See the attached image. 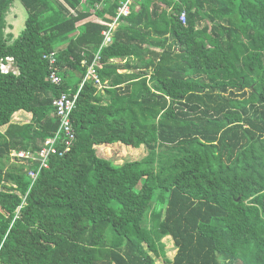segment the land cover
Instances as JSON below:
<instances>
[{"label": "trees", "instance_id": "trees-1", "mask_svg": "<svg viewBox=\"0 0 264 264\" xmlns=\"http://www.w3.org/2000/svg\"><path fill=\"white\" fill-rule=\"evenodd\" d=\"M13 1L0 0V66L16 67L0 69V264H264V0H132L97 68L109 104L85 78L129 0H68L66 26L30 17L14 40ZM80 86L73 145L32 181L60 126L53 100ZM118 143L147 154L117 163L103 148Z\"/></svg>", "mask_w": 264, "mask_h": 264}, {"label": "crops", "instance_id": "crops-1", "mask_svg": "<svg viewBox=\"0 0 264 264\" xmlns=\"http://www.w3.org/2000/svg\"><path fill=\"white\" fill-rule=\"evenodd\" d=\"M123 4V3H121ZM102 5L103 7V3H99V5H97L98 8H100V6ZM20 6V7H19ZM92 4L90 3L89 0H81V3H80V8L79 10H83V11H86L85 9L87 7L89 8H92L91 7ZM121 6V5H120ZM102 7L100 9H102ZM138 7V6H137ZM136 6L134 7L133 6V3H132V11H133V8H137ZM171 9V8H170ZM168 8V10H170ZM137 10V9H136ZM92 13L95 12L94 9H91ZM14 13V14H13ZM24 13V14H23ZM78 13L79 11L77 9H75L70 3L68 0H43V2L40 4V7H39V10H31L30 7H29V4L22 0H15L13 1L11 4H10V7H9V10L7 12L8 16L13 14V17L16 16V14L18 16H22L21 19L24 20V23H25V27L24 29H21V30H15V34L13 33V25L7 21V15H6V22H7V25H6V28H5V35L7 36H12L13 40L15 38H17L19 35L22 34V32L26 29L27 27V22L29 21L30 17H33L35 19L38 20V22H41V24H43V22L46 23V21H48L50 18L53 19L52 22H55L53 24H50L49 26H47L46 28H50V29H54V30H57L58 28L60 27H64L66 26V22L69 21L68 18H71V17H75V16H78ZM119 14V9H118V13L116 14V16L113 18V23L115 21V19L117 18ZM96 16L94 14L91 15L90 18H88L89 20L90 19H94ZM85 21L87 20H83V21H80L77 26L81 25L82 23H84ZM120 21V20H119ZM50 23V22H48ZM112 23V24H113ZM112 26V25H111ZM110 26V28H111ZM108 31V30H103L102 31V35L105 36V32ZM105 43V38L103 39L101 45L99 46L97 52L95 53V58L93 60V63H96V64H99V66H97V68H102L103 67V63L101 61V51L104 47H107L109 45L108 44H104ZM111 44V43H110ZM153 51H156V52H161L162 49L161 48H152ZM57 50H54L52 53L56 52ZM135 61H137L136 59L134 58H128V57H114V58H111L110 59V62L117 65L120 69L121 72H123V74H126V73H130L132 71H134L133 68H127V69H124V68H120L122 66H125L126 64L128 63H134ZM83 63H86L85 61H83ZM92 63V64H93ZM91 64V65H92ZM90 65V66H91ZM122 69V70H121ZM14 70L16 71V67L14 66ZM86 80V78H85ZM96 87L98 88V92L100 95L103 96V103L104 104H109L110 101H111V97L108 93H106V88L108 87V83L105 82L104 84H101L100 83V86L99 84H96ZM102 86L105 87L103 88L102 90ZM81 87V86H80ZM109 88V87H108ZM101 92V93H100ZM26 116L30 117V114H26ZM22 118V117H21ZM22 152V151H20ZM20 152H13L12 155H15V156H18L16 154L20 153ZM23 159H21V162L20 163H23L22 162Z\"/></svg>", "mask_w": 264, "mask_h": 264}, {"label": "built area", "instance_id": "built-area-1", "mask_svg": "<svg viewBox=\"0 0 264 264\" xmlns=\"http://www.w3.org/2000/svg\"><path fill=\"white\" fill-rule=\"evenodd\" d=\"M132 3H133L132 0H129L125 2L119 8V14L117 18L112 24L110 30L105 32V43L104 44L111 43L112 31L117 26L121 16H127L131 13ZM180 19L183 23H186V15L184 12L181 14ZM46 57L49 58L51 65L55 64L56 57L54 53H51L49 56H46ZM97 66H99V64L93 63L89 67L86 80L93 78L96 80V83L100 84V80L97 75ZM48 79L51 83L56 84V85H59L61 83V77L58 74V70L56 66L51 67V71L48 76ZM81 89H82V86L79 88V91L73 95L68 94V93H62L60 96L56 97L53 100V105L56 109L55 110L56 115L60 118V126L53 136L48 137L45 140L43 149L41 150L39 154L41 158L40 159L41 163L29 171V176L32 178L33 181L37 179L40 171L43 168L49 167L48 159L52 154L59 153L60 155H64L65 153L69 152L71 146L73 145L74 140L76 139V135H75V132L73 131L71 115L73 114V111L76 107L78 96H79ZM59 144L63 145V148L61 150L58 149ZM16 155H19L25 158L31 157V154L23 152V151Z\"/></svg>", "mask_w": 264, "mask_h": 264}, {"label": "rangeland", "instance_id": "rangeland-1", "mask_svg": "<svg viewBox=\"0 0 264 264\" xmlns=\"http://www.w3.org/2000/svg\"><path fill=\"white\" fill-rule=\"evenodd\" d=\"M101 7L102 5L100 6V8ZM13 14L12 16L11 15L8 16L7 14V17H8L7 21H9L13 25L12 29L14 31L13 33L15 34V30L24 29L25 23H24V20L21 19L22 16H18L16 14V16L13 17ZM2 68L4 72H8L9 69L10 70L12 69L10 68V65L2 66ZM103 88L105 87L102 86V90ZM14 120L24 123V122H27L28 119L21 118V119H14ZM103 152L106 157L113 158L114 160H116L115 162L117 163H122L124 160H127V159H135V158L140 159L141 157L147 154V151L144 149V147H140V148H135L131 146L128 147L120 143L112 145V146L105 145L103 148ZM22 158L24 157L18 155V160L12 159V161L17 160V162L18 161L21 162ZM164 242L166 243V249L168 250V254L172 256L176 250V247L173 246V243L168 237L164 239ZM159 263L161 264V262Z\"/></svg>", "mask_w": 264, "mask_h": 264}, {"label": "clouds", "instance_id": "clouds-1", "mask_svg": "<svg viewBox=\"0 0 264 264\" xmlns=\"http://www.w3.org/2000/svg\"><path fill=\"white\" fill-rule=\"evenodd\" d=\"M51 53H52V52H50V54H51ZM50 54H49V55H50ZM54 54H55V52H54ZM55 55H56V54H55ZM7 65H10V68H12V69H11V70L9 69L8 72H4L2 66H7ZM14 66H15V65H14L13 58L9 57V58L6 59V62H4V63L1 64L0 69H1V71H2L3 73H9V72H11V71H14V72H15V70H14ZM48 76H49V75H48ZM47 80H49L48 77H47ZM85 81H86V80H85ZM96 84H98V83H96ZM99 86H100V84H99ZM35 167H36V166H35ZM49 167H50V163H49ZM49 167H48V168H49ZM43 169H45V168H43ZM43 169H42V170H43ZM40 172H41V171H40ZM39 174H40V173H39ZM38 176H39V175H38ZM29 177H30V176H29ZM31 179H32V178H31ZM32 181H33V180H32Z\"/></svg>", "mask_w": 264, "mask_h": 264}, {"label": "bare ground", "instance_id": "bare-ground-1", "mask_svg": "<svg viewBox=\"0 0 264 264\" xmlns=\"http://www.w3.org/2000/svg\"><path fill=\"white\" fill-rule=\"evenodd\" d=\"M33 119H34V117H33Z\"/></svg>", "mask_w": 264, "mask_h": 264}]
</instances>
